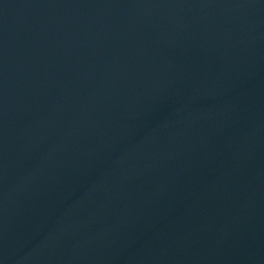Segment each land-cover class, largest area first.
<instances>
[{
    "label": "water",
    "instance_id": "95a60500",
    "mask_svg": "<svg viewBox=\"0 0 264 264\" xmlns=\"http://www.w3.org/2000/svg\"><path fill=\"white\" fill-rule=\"evenodd\" d=\"M0 264H264V0H0Z\"/></svg>",
    "mask_w": 264,
    "mask_h": 264
}]
</instances>
